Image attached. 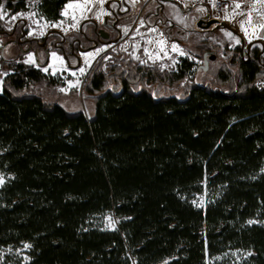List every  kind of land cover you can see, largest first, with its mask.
<instances>
[{
  "label": "trees",
  "instance_id": "trees-1",
  "mask_svg": "<svg viewBox=\"0 0 264 264\" xmlns=\"http://www.w3.org/2000/svg\"><path fill=\"white\" fill-rule=\"evenodd\" d=\"M38 2L56 21L69 0ZM240 51L224 88L191 84L180 97L136 92L129 70L112 69L114 92L94 73L90 118L24 94L57 81L14 62L0 90V264H264V71ZM125 61L147 82L193 76L186 59L164 79ZM108 213L114 229L101 225ZM25 244L27 260L14 253Z\"/></svg>",
  "mask_w": 264,
  "mask_h": 264
},
{
  "label": "rangeland",
  "instance_id": "rangeland-1",
  "mask_svg": "<svg viewBox=\"0 0 264 264\" xmlns=\"http://www.w3.org/2000/svg\"><path fill=\"white\" fill-rule=\"evenodd\" d=\"M38 1L39 0H30L28 11L18 12L22 15H18L15 20L11 19V17L17 13H10L5 8V5L0 1V4L3 5L0 15L6 13V15L3 16V19H0V25H3L9 30L16 25V33L13 34L12 39L14 38L17 41L20 39L22 41L24 40L20 37V29H26V37H33L35 40L38 38L37 41H42V39L51 31H58L62 35H66L68 37H78V29L81 28L86 30L87 27H91L90 24L84 26L87 21L99 22L101 20V16L109 15L106 11V5L110 0H104L102 6L99 3H94L91 11H87L84 14L86 18H81L80 13L76 12L77 21H73L71 18L72 10L70 9L69 15H62L59 20L49 21L38 12ZM143 1L144 0H127V3L133 7L130 20L133 21L134 18L135 20L132 24L130 22V24H127L123 28L122 42L119 45L116 47L114 45H104L98 48H93L87 53L79 54L82 64L80 68L85 69L84 73L79 71L80 68H75L76 61L73 58L69 59V64L72 67H68L64 55L62 56L59 54V51L56 49L49 52L48 64L46 66L38 64L39 59H41V62L44 61L46 53V51L43 53V50L39 48L33 52L30 51L27 45L24 47L27 49L26 54L21 52L19 46L13 42L12 44L7 45L4 52H1L2 45L6 43L7 39V37L2 36L0 39V53L3 54L5 59L3 60V63H0V90L3 87L4 78L10 73L9 70L12 69L11 66L14 62L21 61L27 65L40 68L43 73L54 76L57 81L56 84L42 81L25 90L24 94L39 96L42 100H44V102L59 104L70 112L82 111L87 118H90L92 116V109L96 97L94 98L93 95L88 92L87 85L91 81L94 73H101L103 75L104 88L107 90H113L114 92L121 91L122 83L118 80V74L112 73V69H109L111 62H114L117 59L119 60L116 66L117 68L112 71L121 73L122 71L129 70L130 74L127 73L126 76L128 77L131 89L136 92L146 90L155 98L183 96L191 84L208 85L213 88L221 89L224 88V86H222L224 83L221 79L218 81V76L221 71H232L234 74L238 72L236 67L233 69L227 68L231 67L230 62H233V49L241 46V38L231 32L232 35L236 37V39H232L230 36L226 35V33L230 31L222 27L216 30L215 33L210 30L207 31L203 28L197 27L195 25V21L198 17H202L205 11L199 10L202 9V7L196 4L194 0H167L163 2L161 18L165 22H170L176 25V28L171 29V34L168 30L164 32L163 29L159 28L161 23H156V5L152 3L147 6L143 14L140 16L139 11ZM108 6L110 8L114 7L113 4H109ZM101 7L103 8V13L99 16V18H97V13L100 11ZM253 7L257 10L252 12L262 14L263 19L261 21H256L254 16H251V22L249 23L247 20V10ZM233 9L234 6H231L225 10L222 13V17L224 18L226 14L229 16V19H225V24L235 28V30L242 36L245 42V52L246 46L256 40H259V42L255 45L256 49H263L264 51V27H260V25H264V7H261L260 4L256 3L255 5L248 6L247 9H244L243 14H239L241 12L239 9H236L234 14ZM148 13H150L149 15L151 16L148 15L149 17H146ZM41 17H43V19H41ZM35 21H39V24ZM61 21L62 23H60ZM46 22L48 23V26L41 29L40 25H43ZM242 22L244 27L247 28V35L241 28ZM53 24H58L59 26L53 27ZM73 24L76 26L73 27ZM214 27L216 26H213V28ZM65 29H67V31H65ZM152 29H155V31H152ZM178 29L182 30V32H177ZM58 32L48 35L50 42ZM237 40L239 43H237ZM159 41H164V48L167 51V55H165L164 51H161ZM173 43L177 44L185 54L181 55L179 51H172ZM32 45H35V41ZM145 48L148 49L149 53H158L159 58L149 59L148 54L144 51ZM110 51H114L113 57L107 56V53ZM207 51H212L215 53L216 57L213 53L211 55ZM53 53H55V57H53ZM88 53H91V56H89ZM131 53H135V55H131ZM205 54L206 57L204 58ZM57 57L62 59H56ZM136 57H139V59ZM101 58H104V65H102V69H94ZM125 59L133 61L134 66H132V68L135 67V65L138 66L139 64L143 66L157 65L160 69L150 70H154L155 73L164 74L163 76H160L161 79L167 77L171 71L176 70L174 68L186 59L192 63L193 76L185 81H182L179 85L176 83L171 84L166 80L165 83H160L159 81L147 82V80L141 76H134L135 70L143 71L144 69H129V65L126 64ZM31 60H34L35 63H32ZM140 60H144L145 63H141ZM205 60H207V65H205ZM45 68H47L48 71H44L43 69ZM122 75L124 76V73ZM69 82L72 83L70 84ZM234 84H236V82H233V85ZM0 177H2L5 182L6 178L2 173H0ZM4 182L0 184V187L4 184ZM205 201V197L198 196L195 199V204L198 206H204ZM108 218H110V220L114 223V227L109 226ZM101 225L103 228L114 229L117 225V218L112 213H108L102 217ZM26 250L27 248H25L24 245L19 250L14 251V253L16 255H21L24 260H27Z\"/></svg>",
  "mask_w": 264,
  "mask_h": 264
},
{
  "label": "flooded vegetation",
  "instance_id": "flooded-vegetation-1",
  "mask_svg": "<svg viewBox=\"0 0 264 264\" xmlns=\"http://www.w3.org/2000/svg\"><path fill=\"white\" fill-rule=\"evenodd\" d=\"M120 2L121 3L119 4L113 3L115 4L113 8L114 12L111 13L109 17H107L104 23L95 24L93 21H87L84 26H86L87 24H90L91 27H87L86 30H83L81 28L78 29V37L76 36L68 37L66 35H62L61 33H56L51 42H50L48 35L44 37L42 41H37L38 38L37 40H35L33 39V37H30V38L26 37L27 35L25 32L26 29H20V37H22L24 40L22 41L20 39L19 41H17L14 38L12 39L13 34L16 33V25H14L11 30L5 28L3 25H0V39L2 36L7 37L6 43L2 45L1 52H4L7 45L12 44L13 42L19 46V49L21 50V52H24L26 54H27L26 52L27 49H25L24 47L27 45L30 51H33V52H35L36 49L39 48L43 50L42 51L43 53L46 51L45 56H44L46 60L44 59V61L41 62V59H39L38 64L42 66H46L48 64L49 52L54 51L56 49L59 51V54H61L62 56L64 55L68 67L70 68L72 67L69 64V59L73 58L76 61L75 68L79 69L82 65L81 58L79 57L80 53H87L93 48H98L104 45L113 44V40L121 36L119 35L120 34L119 30L123 32L122 29L127 25L128 22H131L130 16L132 13V8L127 3V0H120ZM155 11H156L155 13L156 23L157 22L161 23L160 27L159 26L158 27L160 29H163L164 32L168 30L169 33L171 34V29L176 28V25L170 22H165L161 18L162 7L159 6L158 4L156 5ZM149 14L150 13H148L147 16ZM34 41H35V45H32ZM240 49H241L240 51L241 58L244 61L255 58L258 61L259 68L263 69L264 71V52L262 50L256 49L255 45L251 46V48L246 50V52L244 48H240ZM113 52L114 51L108 52L107 56L113 57ZM4 59L5 57L3 56L2 53H0V63H3ZM114 62H111L109 69L116 68L115 65H117V62L116 63Z\"/></svg>",
  "mask_w": 264,
  "mask_h": 264
},
{
  "label": "snow or ice",
  "instance_id": "snow-or-ice-1",
  "mask_svg": "<svg viewBox=\"0 0 264 264\" xmlns=\"http://www.w3.org/2000/svg\"><path fill=\"white\" fill-rule=\"evenodd\" d=\"M241 2H242V0H241ZM94 3H99L102 6L103 3H104V0H69V2L64 5V7L61 10V13L60 14L61 15H64V16H67V15L70 14L69 13V10L71 9L72 10V12H71V18H72L73 21H77L76 12H79L80 13L81 18H86L84 16V14L87 11H91V8L94 5ZM209 3L212 4L213 7H215V0H209ZM255 3H258V4L261 5V7H264V0H255ZM185 6H187V5H185ZM240 6H241L240 5V2H236L234 4V9H233L234 14H235V10L236 9H240ZM224 7L227 8L228 5H225ZM2 9H3V5L0 4V11H2ZM199 10L203 11V9H199ZM256 10L257 9L255 7L250 8V9L247 10V12H248L247 20H248L249 23L251 22V18H252L251 17L252 11H256ZM102 13H103V8L101 7L100 11L97 13V18H99V16ZM239 14H243V10H241V12ZM4 15H6V13L0 15V19H3V16ZM18 15H22V14L21 13H17L15 15H13L11 17V19L15 20ZM41 19H43V17H41ZM224 19H229V16L226 14L225 17H224ZM35 22L39 24V21H35ZM60 23H62V21ZM141 23H143V22H141ZM47 26H48V23L47 22L45 24H43V25H40L41 29L46 28ZM52 26L53 27H56V26H59V25L58 24H53ZM72 26L75 27L76 25L73 24ZM260 27H264V25H260ZM241 28L244 30L245 34L247 35V28L244 27L243 22L241 23ZM65 31H67V29H65ZM152 31H155V29H152ZM41 34H42V31H41ZM226 35L230 36L232 39H236V37L233 36L231 32H227ZM237 43H239L238 40H237ZM159 44H160L161 51H164L165 52V55H167V51L164 48V41H159ZM144 51H145V53L148 54V58L149 59L159 58L158 57V53H149L147 48H145ZM172 51H174V52L175 51H179L181 55H184L185 54L183 52V50L180 49L179 46L177 44H175V43L172 44ZM52 55H53V57H55V53H53ZM88 55L91 56V53H88ZM131 55H135V53H131ZM136 58L139 59V57H136ZM56 59H62V58L57 57ZM31 62L32 63H35L34 60H31ZM140 62L141 63H145L144 60H140ZM43 70L44 71H48L47 68H45ZM79 71L81 73H84L85 72V69L84 68H80ZM69 83L71 84L72 82H69ZM77 83H78V81H77ZM62 91H63V89H62ZM3 182H4L3 178L0 177V184H2ZM108 219H109V226L114 227V223L110 220V218H108ZM252 222L253 221H251V220L248 221L249 224H251ZM27 247H29V245L25 244V248H27ZM165 264H166V262H165Z\"/></svg>",
  "mask_w": 264,
  "mask_h": 264
},
{
  "label": "built area",
  "instance_id": "built-area-1",
  "mask_svg": "<svg viewBox=\"0 0 264 264\" xmlns=\"http://www.w3.org/2000/svg\"><path fill=\"white\" fill-rule=\"evenodd\" d=\"M198 2H201L203 3V6L204 8H207V7H212V9L214 10V12L216 14H220L222 12V9L224 8L225 5H228V3L232 0H215V7L212 6V4L209 3V0H196ZM237 2H240V8L241 9H244L245 6L247 5V3H254L255 0H236ZM257 19H261V16L260 15H257L256 16ZM219 19L218 21L219 22H222L224 21L223 18H217Z\"/></svg>",
  "mask_w": 264,
  "mask_h": 264
},
{
  "label": "water",
  "instance_id": "water-1",
  "mask_svg": "<svg viewBox=\"0 0 264 264\" xmlns=\"http://www.w3.org/2000/svg\"><path fill=\"white\" fill-rule=\"evenodd\" d=\"M216 21L214 19L212 20H209L208 22L205 23L204 19H201L197 22V25L199 27H203V28H209L212 24H214ZM220 27H223L224 29H227L229 31H231L232 33H234L235 35H239V33L237 31H235V29L233 27H231L230 25H227V24H222V25H219L218 27H216L217 29L220 28ZM52 32H55V31H52ZM241 38V43H242V46L244 45V40L243 38L240 36ZM252 43L249 44L247 46V49H249L251 47ZM207 54V53H206ZM206 54L204 55V58L206 57ZM205 65H207V60H205Z\"/></svg>",
  "mask_w": 264,
  "mask_h": 264
},
{
  "label": "bare ground",
  "instance_id": "bare-ground-1",
  "mask_svg": "<svg viewBox=\"0 0 264 264\" xmlns=\"http://www.w3.org/2000/svg\"><path fill=\"white\" fill-rule=\"evenodd\" d=\"M29 1H30V0H26V5H27V9H26V10H27V11H28V9H29ZM24 11H25V10H24ZM24 11H19V12H24ZM38 12H39V11H38ZM14 14H15V13H14Z\"/></svg>",
  "mask_w": 264,
  "mask_h": 264
},
{
  "label": "crops",
  "instance_id": "crops-1",
  "mask_svg": "<svg viewBox=\"0 0 264 264\" xmlns=\"http://www.w3.org/2000/svg\"><path fill=\"white\" fill-rule=\"evenodd\" d=\"M109 2H112V0H110ZM113 5H115V4H113ZM103 17H104V16H101V20H100V22H102Z\"/></svg>",
  "mask_w": 264,
  "mask_h": 264
}]
</instances>
